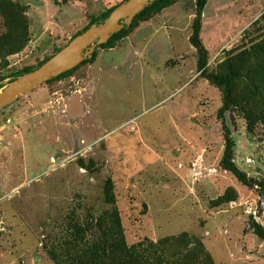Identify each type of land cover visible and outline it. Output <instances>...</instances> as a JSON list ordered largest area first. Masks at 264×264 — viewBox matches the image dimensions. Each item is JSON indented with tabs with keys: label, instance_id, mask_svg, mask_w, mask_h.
I'll list each match as a JSON object with an SVG mask.
<instances>
[{
	"label": "rangeland",
	"instance_id": "374dc122",
	"mask_svg": "<svg viewBox=\"0 0 264 264\" xmlns=\"http://www.w3.org/2000/svg\"><path fill=\"white\" fill-rule=\"evenodd\" d=\"M15 1L26 7L30 40L0 72L3 87L123 0ZM196 9V0H174L95 61L0 110V264H57L51 251L78 227L99 235L113 206L127 244L154 263L173 264L200 241L214 264H264L252 225L264 227V191L221 166L223 94L198 70ZM200 38L207 71H216L264 39V0H209ZM227 123L233 161L264 182V124L250 126L241 106ZM229 188L236 200L214 204ZM183 234L182 249L170 245Z\"/></svg>",
	"mask_w": 264,
	"mask_h": 264
},
{
	"label": "trees",
	"instance_id": "16d2710c",
	"mask_svg": "<svg viewBox=\"0 0 264 264\" xmlns=\"http://www.w3.org/2000/svg\"><path fill=\"white\" fill-rule=\"evenodd\" d=\"M125 1L127 0H123L119 4L109 8L101 16L94 17L74 37L92 25L101 24L118 5ZM208 1L196 0V19L193 23V33L190 40L198 51V70L200 75L206 77L220 88L223 94V104L219 109L218 115L222 120L225 138V150L221 160V166L225 170L232 172L243 184L250 187L258 184L264 191V182L250 179L233 161L235 141L227 123V112L234 106H241L250 126L257 122L264 124V39L261 42L255 43L250 49H245L237 55L227 56L216 71L208 72V51L200 38L202 15ZM173 3L174 0H156L150 3L134 18L130 26H125L120 29L110 37L108 42L97 46L91 58H86L76 68L51 79L49 82L69 76L85 63L95 61L99 48L114 47L119 40L126 37L133 30L138 20H148L152 15L163 11ZM0 13L3 16L6 28L0 34L1 72L9 66V57L20 53L27 46L30 40V22L26 7L15 0H0ZM61 49H56L55 53ZM52 55L45 57L39 66L46 62ZM33 70V68L27 67L16 72L11 82L19 76ZM3 80L4 77L0 76V88L3 87L1 84ZM105 197L110 204H115L112 181H108L105 185ZM236 198L237 195L234 190L229 188L222 197L214 201V204L218 205L223 202H231L236 200ZM106 213L108 214L105 222L98 224L100 228L99 235L89 236L87 230L90 229L91 225L87 224L86 229L83 226L78 227L71 238L61 246L59 251L57 249L51 251V255L57 264H163L162 261H156L154 263L149 259L146 256L148 250L136 246L130 247L127 244L119 212L115 206L111 208V211ZM252 225L256 235L264 241L263 225L256 220L252 221ZM186 236L187 234H183L175 237L170 241V245L173 242V246L182 249V246L186 244ZM196 243V248L181 254L179 259L178 256L176 258L172 257L174 258L173 264H214L211 255L205 251L203 244L200 241Z\"/></svg>",
	"mask_w": 264,
	"mask_h": 264
},
{
	"label": "water",
	"instance_id": "95a60500",
	"mask_svg": "<svg viewBox=\"0 0 264 264\" xmlns=\"http://www.w3.org/2000/svg\"><path fill=\"white\" fill-rule=\"evenodd\" d=\"M154 1L156 0H127L118 5L101 24L90 26L41 66L0 89V110L51 79L76 68L86 58H91L97 46L108 42L120 29L130 26L134 18Z\"/></svg>",
	"mask_w": 264,
	"mask_h": 264
},
{
	"label": "crops",
	"instance_id": "0c3cea01",
	"mask_svg": "<svg viewBox=\"0 0 264 264\" xmlns=\"http://www.w3.org/2000/svg\"><path fill=\"white\" fill-rule=\"evenodd\" d=\"M74 110H79V106H78V104H74V108H73Z\"/></svg>",
	"mask_w": 264,
	"mask_h": 264
}]
</instances>
